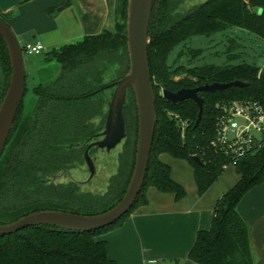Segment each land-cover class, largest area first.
Instances as JSON below:
<instances>
[{
  "label": "trees",
  "instance_id": "trees-1",
  "mask_svg": "<svg viewBox=\"0 0 264 264\" xmlns=\"http://www.w3.org/2000/svg\"><path fill=\"white\" fill-rule=\"evenodd\" d=\"M72 1L65 0L62 6ZM186 2L156 0L152 10L147 50L157 121L144 185L132 209L146 203L150 186L172 193L176 199L185 196L184 188L172 179L170 166L160 159L164 153L187 161L197 192L203 194L224 171L226 159L211 144L221 106L243 99L264 102V66L244 60L229 63L237 56L232 53L237 44L233 38H227L228 62L222 65L186 66L168 61L178 46L181 48L176 57L188 55L193 61L202 53L200 48L188 46L193 37H209L230 28L264 40V0H203L189 7ZM127 6L125 0L121 21L118 15L113 29L87 34L46 53L45 59L56 61L60 72L51 81H40L34 86L29 110L25 104V81L24 97L0 156V223L40 210L98 214L112 208L123 196L134 167L138 128L130 88L123 106V152L117 154V168L109 176L105 190H81L74 180L54 182L52 178L82 164L84 146L104 129L112 94L106 96V92L114 87L112 81L129 71ZM47 12L54 14L52 8ZM0 17L6 22L2 14ZM10 75V58L0 35V103ZM237 80L246 85L199 93L203 110L198 122L195 101L172 102L162 96L163 89L175 92ZM235 171L238 180L216 200L209 228L197 231L188 252V258L197 264H253L249 227L237 205L247 191L264 181V149L240 158ZM127 214L111 226L92 231L35 225L0 235V264H118L109 257L107 241L97 237L118 227Z\"/></svg>",
  "mask_w": 264,
  "mask_h": 264
},
{
  "label": "crops",
  "instance_id": "crops-1",
  "mask_svg": "<svg viewBox=\"0 0 264 264\" xmlns=\"http://www.w3.org/2000/svg\"><path fill=\"white\" fill-rule=\"evenodd\" d=\"M74 1L63 7L65 0H27L11 8L5 20L17 38L24 39L21 45L39 41L46 55L75 39L107 29V0H83L86 6L79 4L78 8ZM49 8L54 10L53 15L47 12ZM160 159L170 166L171 177L184 188L185 196L176 199L174 194L150 186L146 203L136 205L118 227L97 237L107 241L109 257L118 264H197L188 258L196 233L209 228L216 200L239 177L235 170L228 174L223 171L199 195L186 160L166 153ZM237 210L249 227L253 264H264V181L246 192Z\"/></svg>",
  "mask_w": 264,
  "mask_h": 264
},
{
  "label": "water",
  "instance_id": "water-1",
  "mask_svg": "<svg viewBox=\"0 0 264 264\" xmlns=\"http://www.w3.org/2000/svg\"><path fill=\"white\" fill-rule=\"evenodd\" d=\"M27 0H0V12ZM156 0H128L126 40L129 55V71L120 79L111 83L114 86L107 102L104 129L98 134L100 139L90 142L84 152L89 172L85 180H74L79 184L88 183L96 173L95 164L88 150L109 152L125 138L123 106L127 90L133 91L137 112V142L133 171L127 188L121 199L109 210L98 214L83 215L61 210H40L21 216L17 220L0 223V235H8L25 227L50 225L68 230L92 231L113 225L133 207L145 181L151 146L156 127L155 93L151 82L148 61V28ZM0 35L5 41L11 65L9 85L0 103V156L4 150L9 133L25 93V64L22 46L11 27L0 17ZM242 81L229 83L203 84L195 88H181L175 92L162 90V96L172 102L191 99L199 108L197 122L203 110V98L200 92L222 90L230 86H245ZM194 159L199 162L197 156Z\"/></svg>",
  "mask_w": 264,
  "mask_h": 264
},
{
  "label": "rangeland",
  "instance_id": "rangeland-1",
  "mask_svg": "<svg viewBox=\"0 0 264 264\" xmlns=\"http://www.w3.org/2000/svg\"><path fill=\"white\" fill-rule=\"evenodd\" d=\"M124 1L125 0H107L109 12L106 16V24L108 22L110 23H108L105 28L113 29L114 23L118 20V15L119 22L121 21L120 12L122 10ZM201 1L203 0H187L185 6L189 7L190 5L200 3ZM79 4H81L82 7L86 6L85 1L83 0L74 1V5L76 8H78ZM114 7L118 9H116V14L113 12ZM258 12H261V9H258ZM0 14H2L6 18L10 13L9 11H7L5 13L0 12ZM228 37L235 39L237 42L235 49L232 51V53H237V56L236 58H233L231 61H229V63L236 64L239 61L244 60L249 63H255L259 66H264V40L253 34L248 33L247 31L240 30L237 28H230L225 31L218 32L209 37L195 36L188 43V46L192 48H200L202 50V53L196 59H194L193 61H189L188 55H184L181 58H177V52L181 48V46H178L171 53L168 61L169 63H172L174 61L173 64H183L186 66L201 65L205 63L222 65L224 63H227L228 61L226 54V45L227 43H229L227 40ZM79 39L75 40L77 41ZM18 40L20 43L24 39L19 37ZM44 56L46 57L43 52L36 56H30L28 53L23 52V60L25 64L26 74L25 81L27 86L25 104L27 106V109L32 106V101H30V99L34 97L32 91L34 86L40 81H51L56 76H58L60 72L59 64L54 60H46ZM113 89L114 87L110 88L106 92V96H110ZM118 152L119 144L115 148L111 149L109 152H103L102 150H100V162L97 164V172L88 183L81 184L80 189L95 192H103L106 188L109 176L114 174L116 171ZM234 170L235 167L228 166L224 169L223 174L234 172ZM88 175L89 172H87V168L84 161L82 164L75 166L70 172H68V174H66L64 171L58 172L52 178V181L66 182L70 179L80 181L85 180Z\"/></svg>",
  "mask_w": 264,
  "mask_h": 264
},
{
  "label": "built area",
  "instance_id": "built-area-1",
  "mask_svg": "<svg viewBox=\"0 0 264 264\" xmlns=\"http://www.w3.org/2000/svg\"><path fill=\"white\" fill-rule=\"evenodd\" d=\"M44 46L22 45V53L41 54ZM215 125L212 147L226 159L223 169L235 167L243 156L264 149V102L253 99L233 100L221 106ZM185 123L182 122V128Z\"/></svg>",
  "mask_w": 264,
  "mask_h": 264
},
{
  "label": "flooded vegetation",
  "instance_id": "flooded-vegetation-1",
  "mask_svg": "<svg viewBox=\"0 0 264 264\" xmlns=\"http://www.w3.org/2000/svg\"><path fill=\"white\" fill-rule=\"evenodd\" d=\"M100 133V132H99ZM98 133V134H99ZM101 138V136H99V135H97L96 137H95V140H97V139H100ZM94 141V140H93ZM92 142V141H91ZM90 143V142H89ZM88 143V144H89ZM123 143H124V139H122V141L119 143V155L121 154V152H123ZM88 144H86L85 146H84V151H83V153L85 152V148H86V146L88 145ZM91 148H93V150L90 152V150H91ZM89 150H88V153H89V155H90V157L92 158V160H93V162H94V164H95V168H96V172H97V164L100 162V158H99V156H100V149L99 150H96L95 149V147H91ZM103 152H104V150H102ZM84 157V156H83ZM84 161H85V158H84ZM85 165H86V163H85ZM86 168H87V165H86ZM73 169V168H72ZM72 169H66V170H64V172L66 173V174H68V172H70ZM87 172H88V169H87ZM71 180H73V179H71ZM80 181H82V180H80ZM79 184V183H78ZM81 185V184H80Z\"/></svg>",
  "mask_w": 264,
  "mask_h": 264
}]
</instances>
